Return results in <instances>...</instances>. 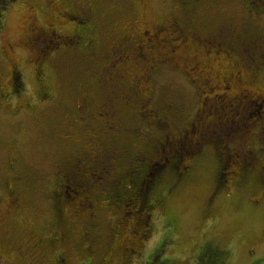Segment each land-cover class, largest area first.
I'll use <instances>...</instances> for the list:
<instances>
[{"label": "rangeland", "instance_id": "rangeland-1", "mask_svg": "<svg viewBox=\"0 0 264 264\" xmlns=\"http://www.w3.org/2000/svg\"><path fill=\"white\" fill-rule=\"evenodd\" d=\"M246 2L202 0L192 10L191 19L200 23L199 33H205L208 22L217 17V24L228 18L239 26L251 22L261 26L264 34V16L248 13ZM80 5L92 7L97 15L93 37L98 49L93 57L84 54L89 52L85 47H60L50 34L49 24L53 23L57 35L74 34L77 24L61 12ZM173 5L174 0L10 2L0 31V264H60V259L64 264H264V186L253 173L237 183L228 173V179L220 183L217 169L224 162L220 154L227 146L236 144L239 148V137L245 139V131L238 127L245 121L241 116L240 120L230 119V114L225 118L223 109H218L219 117V112L211 114L213 121H206V114L199 118L201 108L212 112L210 109L219 106L217 95L223 92L225 82L221 85V79L215 77L208 80L210 91L201 89L198 82L193 85L190 81L194 74L180 68L160 67L154 76L153 112L147 110V105L143 117L153 121L151 114L159 108L157 101L174 104L175 108H170L177 117L169 121L168 128L160 127L163 133L187 127L198 117L197 130L192 135L204 136L207 142L199 157L193 161L184 159L191 166L183 177L177 179V173L169 171L161 177L158 188L165 201L161 198L162 203L146 214L126 213L127 201H119V197L113 201L107 194L103 197L101 192L110 191L118 175L127 172L126 162L117 158L114 168L100 176L102 184L93 182L94 206L83 199L80 203L85 209H81L82 205L78 209L74 198L64 205L68 227L64 226L66 220L56 222L53 191L62 168L70 166V157L83 146L81 140H88L94 133L106 145L130 143L134 156L146 150L143 132L157 136L155 127L139 119L138 97H117L115 89L120 84L115 76L131 65L138 69L134 72L137 74L144 69L142 63L134 65L136 50L134 44L122 43L124 35L132 29L141 30L149 52L144 30L178 15L179 9ZM30 20L44 30L49 28L34 45L28 43L30 36L25 34ZM122 44L126 51L118 49ZM15 71L18 91L12 84ZM133 81L129 76V82ZM108 94L115 97L119 109L115 133H106L102 122L95 119L108 101ZM163 111L160 109L158 114H165ZM124 128L134 131L136 138L127 137ZM238 162L236 157L231 158L228 171ZM101 165L97 161L92 167L102 169L98 168ZM11 166L17 175V169H21L22 180L14 179ZM8 184L13 186V195L9 194Z\"/></svg>", "mask_w": 264, "mask_h": 264}, {"label": "flooded vegetation", "instance_id": "flooded-vegetation-1", "mask_svg": "<svg viewBox=\"0 0 264 264\" xmlns=\"http://www.w3.org/2000/svg\"><path fill=\"white\" fill-rule=\"evenodd\" d=\"M201 1L202 0H174L173 6L179 9V14L164 19L166 25L161 23L158 24L156 28L153 29L152 27L143 32L144 37H146L150 43V45H148L150 49L149 52H146L145 43L140 34L141 30L136 31L132 29L130 34L124 35L122 43L124 45L126 44V46H130V43L134 44V50H136L134 65L140 66V63H142L143 65L141 67L144 69L141 73L137 74L134 72L138 69L131 65V69L127 67L125 71L117 74L115 80L120 84V87L115 89V92L119 93L117 97H119L120 100H126L132 95L138 97V116L140 121L143 122L142 117L143 111L145 110H143V108L150 105L147 107V110H152L151 107L153 105L154 92L156 89L154 76L158 73L160 67L180 68L184 70L186 74H194L195 77L190 80L192 84L194 85L198 82V87L201 85L203 86L201 89L206 87L208 91L212 89L211 83L208 82V80L219 77L221 81L218 83L222 85L224 81L225 85L223 86V92L217 95L220 104L216 109H223L226 118L228 117L229 110V114L231 115L230 119H236L241 116V119L245 121L244 125H242V122L238 124L240 131H245L244 140L243 136H241L242 143L239 137L240 147L237 148L238 146L236 144L234 146L230 145V147L227 146L225 153L220 154L224 159L222 164L227 167L231 158L236 157V159L239 160L238 165H234V169L232 168L228 171L227 167L224 168L225 181L228 179V173L230 174L229 176H234L235 181L238 182L244 181L248 175L253 173V177L264 186V77L262 76V74H264L262 73L264 72V34L262 33L261 26L252 24L251 22L247 26H239L236 21L228 18L217 24V17H213L210 22H208L210 24L206 26L207 29L205 33H199L198 27L200 23L196 24L191 17L193 15L192 10ZM251 2L253 3L251 4ZM246 10L251 15L264 16V0H247ZM61 14L65 18L69 16V18H71L69 20H72L77 26L74 27V34L72 35H57L54 23L49 24L51 30L50 34L56 39L54 43L57 42L61 45L60 47L73 46L76 49H83V47H85L89 52L84 54L92 57L95 56V51L98 49V41L93 37V34L96 35V30L94 28L91 29V24L93 22L95 25V18L97 15L96 12L92 10V7L85 8L80 5L77 9L64 8ZM247 18L251 19L252 17L248 14ZM86 21L87 23L89 22L88 25ZM61 25L62 24L59 23L58 28H60ZM48 29L47 26L45 30ZM45 30L44 27L39 26L36 21L32 23L30 20L25 33L27 36H30L27 38L28 43L31 45L37 43L43 35L47 34ZM123 44L118 49L124 50L123 48H125V46ZM124 51H126V48ZM126 53L129 55L130 52L127 51ZM130 56L132 55L130 54ZM13 74H16V72H13ZM129 76H133L134 78L132 83L129 82ZM137 76L139 77L137 78ZM112 77L114 78V75H112ZM11 88H13V85ZM107 100L108 101H106L98 111V118L95 117V119L102 122L106 133H115V131L118 130L119 109L115 97L112 98L110 94H108ZM157 103L159 108L156 107L157 109L151 114L152 119L157 120L163 117L167 120L165 109H167L168 106L161 104L160 101H157ZM160 109L162 111L164 110L163 112L165 114L159 115L158 111ZM210 118L211 112L206 114V121H213ZM238 120H240V118H238ZM146 121L149 124V121ZM123 133L126 134L127 137L134 135L133 131L127 128L123 129ZM187 133L188 132L181 133L180 136L184 137ZM237 135L240 136L239 132ZM234 137L236 138L237 136ZM143 138L147 141L151 136L145 133ZM99 139L100 141H98ZM102 140L103 138L101 136H95L86 141V143H88L87 146L93 151L94 158L92 160L94 163L95 161H99L95 159V157L103 156L106 153L104 151L106 148L103 146L105 143ZM232 141L233 140H231V142ZM126 147L125 144L108 145L106 159L109 158V160H114L116 154L121 153L119 151L116 152L117 149ZM93 156L88 157L91 159ZM79 157V159H73L74 162L71 164L74 165L68 167L69 173L66 171L62 172L63 175L61 174V176H64L63 181L72 178L75 181L74 183L78 184L77 181H81L85 184V182L89 180L87 176V171H89L88 163H86L87 159L83 153H81ZM125 161L129 163L130 160L128 159ZM107 165L108 164L104 163L106 171ZM12 169L14 170V167L11 166V170ZM129 169L130 165L127 167V170ZM182 169L185 170L184 173H186L189 167L185 165ZM13 170L12 173H15L14 179L22 180L21 169H17L19 175H17L16 170ZM84 170L86 172H83ZM128 175H132V172H124V176L122 174L118 175V179L113 181V188H120L122 190L128 188L127 186H129V183L124 181L125 177ZM60 181H62L61 178L59 179V182ZM8 186L9 194L13 195V186L11 184H8ZM54 194L55 191H53V195ZM89 199L90 198H87L85 201H90ZM79 205H82V210L85 209L84 204L78 203V206ZM77 208L79 209V207ZM89 215H92V213L90 212ZM66 227L68 226L66 225ZM60 260H62L60 264H64L63 259Z\"/></svg>", "mask_w": 264, "mask_h": 264}, {"label": "trees", "instance_id": "trees-1", "mask_svg": "<svg viewBox=\"0 0 264 264\" xmlns=\"http://www.w3.org/2000/svg\"><path fill=\"white\" fill-rule=\"evenodd\" d=\"M11 1L12 0H0V31L3 28V19H4L5 11L10 6ZM252 3L253 2H251V4ZM88 24L89 22L87 23V25ZM93 28L97 31L96 23L94 25V23L92 22L91 29ZM15 72L16 74L14 76V81L12 83H15L14 89L16 88V91H18L20 84L17 80L18 79L17 71ZM164 105L168 106V108L165 109L166 110L165 112H167L165 115L167 117V120L162 117L160 119L153 120L149 122L148 124V122L143 117L145 122H147L146 125L147 126L151 125L152 127H155L156 129L154 130L158 132L157 136H154V135L151 136V139H153V141L151 140L152 142H149L150 145H148V140L145 141L146 150L143 149V151H141L140 154L136 153L134 156H132V154L130 153V148H129L130 143H128L126 145L127 146L126 148H123V149L118 148L116 151V152L119 151L121 153L116 154L115 159L118 158L119 160H121V162H126L125 160H128V159L130 160L129 163L126 162V165H127L126 170H127V167L130 165V169L127 170L126 173L132 172V175H128L127 177H125V180H124L125 182L127 181L126 183H129V186H127L128 188H126L125 190H122L120 188H109L110 191H108V189H104L103 192H101L103 193V197H105L106 194L107 196L110 195V198L113 197V201H117L118 197H119V201L120 200L122 202L127 201L126 203H124V207H125L124 209L127 210L126 213L128 212L131 213L135 211L136 213L146 214L148 211L151 212L154 209V207L156 206L158 207V204H161L162 200L165 201V197L164 198L162 197V193L161 191H159V188H158V185H160L161 177L167 171L173 174L174 172L177 173V179H180L181 177H183L185 174L184 173L185 170H183L182 167L184 168L185 165L188 167L191 166V164L189 166V163L191 162L184 163V159L185 158L187 159L189 157L191 161H193L196 157H199L203 153L202 152L203 145L207 142L205 141L204 136L192 135L193 134L192 132H195L197 130L196 129L198 126L197 123H198V119L200 118V116H203L204 114H207L208 112V111L206 112L204 107L201 108L200 110L202 112L197 115L199 118L197 117L195 121H191L187 127H179L178 129L163 133V130H161L160 127L163 125L164 126L167 125V128H168L169 121L172 118L176 119L177 117L176 114H174L175 117L172 115L173 109L170 108V107L175 108L174 104L168 105L167 103H165ZM83 106L84 105H82V107ZM82 110L83 112H85L84 108ZM211 110H212L211 114H213L214 111L219 112V110H217L216 107L214 109H210V111ZM209 113L210 112H208V114ZM220 114L221 112L218 113L217 117H219ZM228 116H229V112H228ZM186 132H188L186 136L184 137L180 136L181 133H186ZM143 134H145V132H143ZM95 136L99 137L98 134H91L87 138L88 140H90L94 138ZM131 137L135 139L136 134L134 133V135H131ZM84 140H81L83 146H79L75 150L74 154L69 159V161L70 160L71 161L67 164L70 166L71 165L73 166L74 164H71V163L74 162L73 161L74 158L79 159L80 158L79 155L81 153L85 155L87 159L86 163H88V168H89V171H87L86 169L87 174H88L87 176L89 179L87 182H85V184L87 185L83 184L81 181H77L78 184L74 183L75 181L72 178H68L69 180L63 181L64 176H61L60 178L62 179V181L59 182V187H58V184H56V188H55L54 210H55L56 222L58 224L60 221L66 220V224L64 226L68 224L67 220H69L67 219V217L64 216L65 207H66L64 205L68 203V201L70 202V201H73L74 198L75 199L77 198V200L74 201L73 203L77 208L78 203H80V200L83 201V199L85 200L87 198H91L92 200L89 201L90 205L94 206V201L96 200V198H94L92 194L93 193V190H92L93 182L96 181V183H98L96 185L98 186L101 183L100 176L101 175L104 176V174H107L108 172H110V169L114 168L113 162L115 159L114 160L112 159L109 160V158L106 159V155L108 153L107 152L108 145L104 144L103 146L104 148H106L104 150L106 152L105 155L95 157V159L99 160L98 162H102L101 167H98L102 169H96V168L93 169L92 168V165L94 164V161L92 160L94 158L93 151L90 147L87 146L88 145V143H86L87 140L86 141ZM98 141H100V139ZM188 144H190L189 145L190 148L187 146ZM147 148H148V151H147ZM88 156H93V157H91L90 159ZM104 163L108 164L107 171L105 170ZM68 167L69 166L63 167L62 172L66 171L67 173H69ZM225 167L226 166L222 163H220L217 166L220 183L225 182V179H226L225 173H224ZM86 171L84 170L83 172H86ZM97 173L99 175L100 181L98 180ZM237 182L238 181H236V183ZM67 184H72L74 186L73 189L68 187ZM145 220L146 219H144V221ZM155 258H156V255L154 256V259ZM85 264H90V263L85 262Z\"/></svg>", "mask_w": 264, "mask_h": 264}]
</instances>
